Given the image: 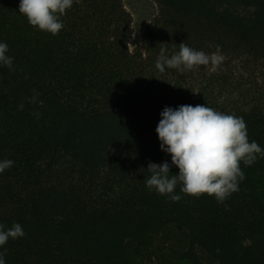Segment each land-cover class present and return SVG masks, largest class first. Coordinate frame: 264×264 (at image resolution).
<instances>
[{"label": "trees", "instance_id": "16d2710c", "mask_svg": "<svg viewBox=\"0 0 264 264\" xmlns=\"http://www.w3.org/2000/svg\"><path fill=\"white\" fill-rule=\"evenodd\" d=\"M154 1L132 50L122 0H73L55 36L28 23L20 0H0L13 58L0 65V162H14L0 173V224L25 232L0 246L5 264H264V157L240 163L246 178L223 203L146 187L150 162L179 171L156 133L165 107L242 117L264 149V0ZM182 42L219 46L224 60L160 73L161 48L170 58Z\"/></svg>", "mask_w": 264, "mask_h": 264}, {"label": "clouds", "instance_id": "9594fccd", "mask_svg": "<svg viewBox=\"0 0 264 264\" xmlns=\"http://www.w3.org/2000/svg\"><path fill=\"white\" fill-rule=\"evenodd\" d=\"M73 5V0H20L19 13L27 18L28 23L43 32L58 35L63 29L62 17ZM8 45L0 42V65L13 67V58L6 55ZM166 50L161 48L155 67L164 73L165 66L181 72L195 67L211 64L213 70L219 66L224 56L217 51L211 55L190 48L185 43L179 44V51L168 58ZM38 93L31 98L37 102ZM43 106V101H38ZM23 103L18 107L23 109ZM161 119L156 127L162 151L171 155V163L179 171L169 176L170 165L167 161L149 163L151 174L146 178V187L178 202L180 195L175 194L177 185L184 194L200 197L213 196L218 203H223L239 190V182L245 174L240 163L251 166L257 160V154L264 157L262 149L255 141L249 142L247 125L242 117L225 114L205 105H181L177 109L165 107L160 113ZM39 118L40 114H36ZM12 160L0 162V173L12 167ZM0 224V246L9 238L15 240L25 236L19 223L7 231ZM7 250L0 252V264H5Z\"/></svg>", "mask_w": 264, "mask_h": 264}, {"label": "rangeland", "instance_id": "374dc122", "mask_svg": "<svg viewBox=\"0 0 264 264\" xmlns=\"http://www.w3.org/2000/svg\"><path fill=\"white\" fill-rule=\"evenodd\" d=\"M125 8L132 16L133 36L130 39L129 46L132 50L140 46L143 40L147 26L154 20L159 13L158 4L154 0H122ZM168 246H164L166 254L171 253V246H178L177 238L169 240ZM187 264V262H182Z\"/></svg>", "mask_w": 264, "mask_h": 264}]
</instances>
